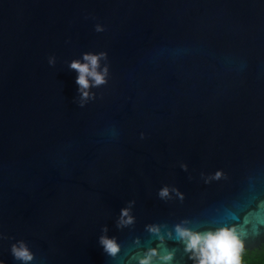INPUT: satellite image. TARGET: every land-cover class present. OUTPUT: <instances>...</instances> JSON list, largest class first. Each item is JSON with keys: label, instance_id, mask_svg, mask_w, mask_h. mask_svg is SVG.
Wrapping results in <instances>:
<instances>
[{"label": "water", "instance_id": "obj_1", "mask_svg": "<svg viewBox=\"0 0 264 264\" xmlns=\"http://www.w3.org/2000/svg\"><path fill=\"white\" fill-rule=\"evenodd\" d=\"M101 52L80 107L70 64ZM230 222L264 246V0H0V264L20 241L32 264H196L175 226Z\"/></svg>", "mask_w": 264, "mask_h": 264}, {"label": "clouds", "instance_id": "obj_2", "mask_svg": "<svg viewBox=\"0 0 264 264\" xmlns=\"http://www.w3.org/2000/svg\"><path fill=\"white\" fill-rule=\"evenodd\" d=\"M96 31L102 32L104 29L97 25ZM82 60L83 62L73 60L70 64V68L78 73L76 84L79 86L80 107H84L87 101L95 98L90 89L105 85L109 75V68L101 66V61L107 60L106 53H85ZM49 64L55 65L54 57L49 59ZM182 167L187 171V165H182ZM223 178L224 173L217 171L215 174L208 176L205 182L219 181ZM172 192L181 200L184 199L183 194L178 189H169L168 187L162 188L158 195L161 199L166 200L170 198ZM134 203V201L130 202L127 208L121 210L118 227L123 228L134 223V217L131 215V208ZM257 210L258 207L254 209V211ZM103 231L107 233L108 229L105 227ZM148 231L159 235L161 230L159 226H149ZM175 235L180 242L185 244V251L191 254L190 258L196 264H243L242 257L246 249V239L249 232L247 226L238 222L226 223L225 226L207 232H194L184 227L183 224H177ZM99 243L104 252L111 257H116L121 252V247L115 238L102 235L99 238ZM11 254L16 260L22 261L23 264H32L35 259L34 254L23 241L11 246ZM156 259L160 261V264H171L173 253L162 254L159 248L149 249L139 259L138 264H155Z\"/></svg>", "mask_w": 264, "mask_h": 264}, {"label": "trees", "instance_id": "obj_3", "mask_svg": "<svg viewBox=\"0 0 264 264\" xmlns=\"http://www.w3.org/2000/svg\"><path fill=\"white\" fill-rule=\"evenodd\" d=\"M243 264H264V246L255 250L244 251Z\"/></svg>", "mask_w": 264, "mask_h": 264}]
</instances>
